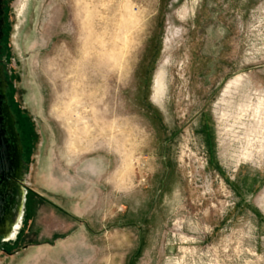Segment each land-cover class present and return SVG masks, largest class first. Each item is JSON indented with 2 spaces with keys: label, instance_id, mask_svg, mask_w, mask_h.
Wrapping results in <instances>:
<instances>
[{
  "label": "rangeland",
  "instance_id": "1",
  "mask_svg": "<svg viewBox=\"0 0 264 264\" xmlns=\"http://www.w3.org/2000/svg\"><path fill=\"white\" fill-rule=\"evenodd\" d=\"M3 4L32 153L0 264H264V0Z\"/></svg>",
  "mask_w": 264,
  "mask_h": 264
},
{
  "label": "flooded vegetation",
  "instance_id": "2",
  "mask_svg": "<svg viewBox=\"0 0 264 264\" xmlns=\"http://www.w3.org/2000/svg\"><path fill=\"white\" fill-rule=\"evenodd\" d=\"M4 43H6V39L3 40ZM4 52H6V48L4 49ZM12 77V74H10V79ZM7 79V77H6ZM9 88L7 92L8 99L6 101L7 105H5V100H3L2 104V125L3 129L5 130L4 137L7 139L8 144L10 145V153L15 154L16 159L18 160V168L12 173H7L4 175L3 178L0 177V228H4L7 226L10 214L13 210L14 205L17 202V195L16 190L17 187H19L18 183V177L19 174H22L24 170V165L27 160L30 158V154L32 153V150H26L24 148V142L22 141L21 134L19 131V119L18 116L15 115V109L13 108L14 102L11 97V94L13 92V89L11 87L10 81L7 79ZM9 102V103H8ZM10 105V107H9ZM8 107V111L4 110L5 107ZM11 124L13 125V128H10ZM22 127L24 132L30 133L34 136L33 133V127L31 125V122L29 120H26L22 122ZM20 150V151H19ZM20 152V156L18 157V153ZM24 160L22 163L21 161ZM25 162V163H24ZM22 166V168L20 167ZM27 205V203H26ZM27 215V209H25V216ZM16 230H13L12 228L8 231L2 233L0 232V239L2 237L5 238L6 241H11L10 238L12 235H16V240L19 239V231L16 233ZM16 241H13L14 243ZM6 247H10V243L5 244Z\"/></svg>",
  "mask_w": 264,
  "mask_h": 264
},
{
  "label": "water",
  "instance_id": "3",
  "mask_svg": "<svg viewBox=\"0 0 264 264\" xmlns=\"http://www.w3.org/2000/svg\"><path fill=\"white\" fill-rule=\"evenodd\" d=\"M4 4L3 0H0V42L3 37V28H4V19H3V11ZM1 47V45H0ZM2 71L0 70V177L3 178L4 175L7 173H12L18 168V160L16 159L15 154L10 153V145L8 144L7 139L4 137L5 130L3 129L2 125V102L5 100V92L4 88L5 85L3 84V79H1ZM4 110L8 111L7 106L4 108ZM10 128H13V125L11 124ZM20 151V150H19ZM20 156V152L17 155Z\"/></svg>",
  "mask_w": 264,
  "mask_h": 264
},
{
  "label": "bare ground",
  "instance_id": "4",
  "mask_svg": "<svg viewBox=\"0 0 264 264\" xmlns=\"http://www.w3.org/2000/svg\"><path fill=\"white\" fill-rule=\"evenodd\" d=\"M15 12V11H14ZM16 13V12H15ZM16 15V14H15ZM26 15V14H25ZM25 17V16H24ZM29 17V16H28ZM16 18V17H15ZM26 19V18H25ZM20 21V20H19ZM17 29V28H16ZM28 31V30H27ZM27 33V32H26ZM27 36V35H26ZM24 37V36H23ZM16 38V37H15ZM23 44V43H22ZM27 44V43H26ZM27 66V65H26ZM1 68H3L2 66H0ZM2 73L4 74L3 76V84L5 85V88H4V92L7 96V92H8V88H9V84H8V81L6 79V76H5V73L2 69ZM28 81V80H27ZM236 81V80H235ZM30 82V81H29ZM28 82V83H29ZM157 84V83H156ZM25 88V87H24ZM28 90V89H27ZM163 91V90H162ZM30 93V92H29ZM33 94V92H32ZM36 95V93H35ZM8 98V96H7ZM35 99V97H33ZM38 102V101H37ZM37 106V105H36ZM10 107V105H9ZM37 109V108H36ZM37 116V115H36ZM41 121V120H40ZM47 129V128H46ZM50 136V135H49ZM24 160L21 161V163L23 162ZM25 163V162H24ZM20 167L22 168V166L20 165ZM18 179H23L22 177V174H19V177ZM22 188L21 186L17 187V190H16V195H17V202L16 204L14 205L13 207V210L10 214V218H9V221H8V224L6 227L4 228H0V232L2 233H5V232H8L11 228H15L14 230H16L19 226V223L21 220H23L25 218V209H26V194L25 192H21ZM16 235H12L10 240L12 241H15L16 240Z\"/></svg>",
  "mask_w": 264,
  "mask_h": 264
},
{
  "label": "crops",
  "instance_id": "5",
  "mask_svg": "<svg viewBox=\"0 0 264 264\" xmlns=\"http://www.w3.org/2000/svg\"><path fill=\"white\" fill-rule=\"evenodd\" d=\"M240 172H243L242 170ZM247 174H249V172H246ZM261 174V173H260ZM258 172L256 173H250V177L247 180H240V183H232L231 186L234 189V191L237 193V195L239 196V203L240 206H243L244 209L251 213V203H252V199H253V191L256 190L257 186H258V179L260 178V175ZM255 183H257V185H255Z\"/></svg>",
  "mask_w": 264,
  "mask_h": 264
},
{
  "label": "trees",
  "instance_id": "6",
  "mask_svg": "<svg viewBox=\"0 0 264 264\" xmlns=\"http://www.w3.org/2000/svg\"><path fill=\"white\" fill-rule=\"evenodd\" d=\"M4 8H5V6H4ZM5 11V10H4ZM4 23H5V16H4ZM5 28H6V26L4 25V28H3V38L1 39V42H0V45H1V48H3V46H4V39H5V37H6V35H5ZM0 54H2V52H0Z\"/></svg>",
  "mask_w": 264,
  "mask_h": 264
}]
</instances>
